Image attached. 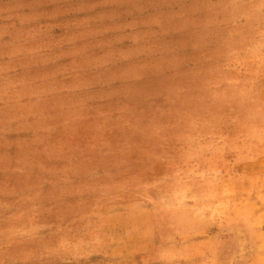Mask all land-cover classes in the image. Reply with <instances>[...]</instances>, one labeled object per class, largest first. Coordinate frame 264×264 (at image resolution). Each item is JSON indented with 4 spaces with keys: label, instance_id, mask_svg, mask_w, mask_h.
Returning a JSON list of instances; mask_svg holds the SVG:
<instances>
[{
    "label": "rangeland",
    "instance_id": "1",
    "mask_svg": "<svg viewBox=\"0 0 264 264\" xmlns=\"http://www.w3.org/2000/svg\"><path fill=\"white\" fill-rule=\"evenodd\" d=\"M0 264H264V0H0Z\"/></svg>",
    "mask_w": 264,
    "mask_h": 264
}]
</instances>
